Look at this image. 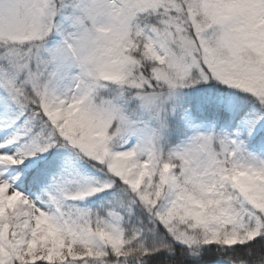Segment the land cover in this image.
<instances>
[{
    "label": "snow or ice",
    "instance_id": "snow-or-ice-1",
    "mask_svg": "<svg viewBox=\"0 0 264 264\" xmlns=\"http://www.w3.org/2000/svg\"><path fill=\"white\" fill-rule=\"evenodd\" d=\"M0 264H264V0H0Z\"/></svg>",
    "mask_w": 264,
    "mask_h": 264
}]
</instances>
